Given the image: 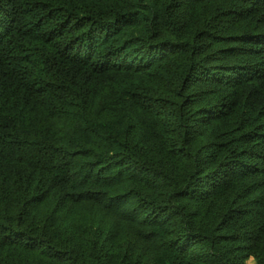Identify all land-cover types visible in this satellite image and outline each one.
<instances>
[{"label": "trees", "instance_id": "obj_1", "mask_svg": "<svg viewBox=\"0 0 264 264\" xmlns=\"http://www.w3.org/2000/svg\"><path fill=\"white\" fill-rule=\"evenodd\" d=\"M264 264V0H0V264Z\"/></svg>", "mask_w": 264, "mask_h": 264}, {"label": "rangeland", "instance_id": "obj_2", "mask_svg": "<svg viewBox=\"0 0 264 264\" xmlns=\"http://www.w3.org/2000/svg\"><path fill=\"white\" fill-rule=\"evenodd\" d=\"M247 264H255V262L253 261V259H251L250 261L247 262Z\"/></svg>", "mask_w": 264, "mask_h": 264}]
</instances>
